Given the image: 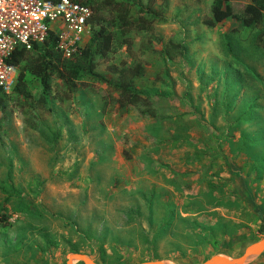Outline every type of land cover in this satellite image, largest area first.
I'll use <instances>...</instances> for the list:
<instances>
[{
	"label": "rangeland",
	"instance_id": "374dc122",
	"mask_svg": "<svg viewBox=\"0 0 264 264\" xmlns=\"http://www.w3.org/2000/svg\"><path fill=\"white\" fill-rule=\"evenodd\" d=\"M213 1L132 0L129 29L101 10L115 44L96 58L95 72L113 81L112 67L141 63L136 90L147 103L113 112L107 87L88 78L73 93L54 79L46 102L41 82L28 75L33 113L0 105V214L11 223L0 227V264H67L72 253L96 264L154 257L199 264L218 257L217 247L210 237L195 245L188 231L211 234L206 226L219 217L248 224L238 234L256 239L233 256L264 237L250 208L244 216L242 198L264 208V176L254 181L264 173V48L257 43L264 22L249 30L227 20L210 29L203 20ZM61 28L51 25L66 40ZM96 30L90 25L82 44L72 36L68 54L88 46ZM219 199L225 208L215 209ZM176 213L197 222L179 221L178 240L164 239L162 224Z\"/></svg>",
	"mask_w": 264,
	"mask_h": 264
},
{
	"label": "trees",
	"instance_id": "16d2710c",
	"mask_svg": "<svg viewBox=\"0 0 264 264\" xmlns=\"http://www.w3.org/2000/svg\"><path fill=\"white\" fill-rule=\"evenodd\" d=\"M73 2L89 7L92 10V16L89 19L91 27L98 26V30L94 32V36L90 44L84 48L77 49L73 54H67L60 46V36L53 30H48L47 36L42 43H32L29 47H19L15 49L7 59V64L16 70H19L17 83L12 92L7 94L3 88L0 87V105L7 100L11 102L16 108H19L22 113L31 114L34 111V99L27 89V76L31 75L37 78L43 87L42 99L48 101V96L52 90V82L54 79L63 81L68 89L73 93L80 87L86 86L87 80L105 85L108 89V96H104L106 107L112 109L113 112L124 110L130 106L140 103H147L142 94L136 90L138 78L143 75L144 66L141 63L130 67H112L111 70L116 76V79L109 81L105 77L96 74V58H106L113 51L115 44V32L109 27L108 20L101 14V10L109 9V13L114 15L113 21H118L120 28L129 29L134 22L130 16L131 7L134 5L132 0H72ZM142 13L155 18L156 12L152 10H142ZM227 20H237L241 22V26L245 29L258 28L264 22V0H251L250 3L236 2L232 3L229 0H214L211 6L210 16L203 20V25L214 29L220 23ZM140 21H145L141 19ZM146 29V28H144ZM260 47L264 48V34L262 33L257 40ZM182 53V48H179ZM88 78V79H87ZM87 79V80H86ZM113 95L117 96L115 104L118 108L111 106L109 98L112 100ZM112 96V97H111ZM113 102V100H112ZM109 103V104H108ZM259 169V168H258ZM264 173L254 179L259 182L263 179ZM247 181V180H246ZM213 197V193H209ZM248 195L242 196L246 198L244 208V216H250L249 210L252 211L259 221H262L259 227V233L264 235L263 214L264 208H258L252 205V202L247 200ZM222 197H224L222 195ZM237 200L236 202H238ZM232 202V203H236ZM240 202V201H239ZM221 200L219 199L215 209L221 208ZM250 203V204H249ZM225 208V207H222ZM248 208H250L248 210ZM174 209V208H173ZM167 213H170V208H166ZM248 216V217H249ZM218 225L222 224L220 229L227 234H217V225L206 226L211 234L207 233L197 235L196 230L188 231L190 238L199 244L201 237L208 238L213 247H217L214 256L225 255L233 256L237 253L240 247L247 242H254V237H247L238 234V230L245 228L248 224H237L233 221H227L224 218H217ZM179 221L197 222L192 218H183L179 213L164 220L162 224L163 235L166 239L170 238L172 241H177L180 235V229L177 227ZM249 223H255L257 220L250 217ZM11 226L9 218L5 213L0 214V227L9 228ZM178 235V236H176ZM212 257V256H211ZM208 257L206 260H209ZM152 260H162L160 257H154ZM145 262V261H144ZM142 263V262H141ZM180 264V263H177Z\"/></svg>",
	"mask_w": 264,
	"mask_h": 264
},
{
	"label": "built area",
	"instance_id": "2783aa9c",
	"mask_svg": "<svg viewBox=\"0 0 264 264\" xmlns=\"http://www.w3.org/2000/svg\"><path fill=\"white\" fill-rule=\"evenodd\" d=\"M92 10L72 0H0V87L7 93L16 84V72L7 64L8 57L19 47L42 43L52 24H59L67 39L60 36V46L66 42L82 44L89 31Z\"/></svg>",
	"mask_w": 264,
	"mask_h": 264
},
{
	"label": "water",
	"instance_id": "95a60500",
	"mask_svg": "<svg viewBox=\"0 0 264 264\" xmlns=\"http://www.w3.org/2000/svg\"><path fill=\"white\" fill-rule=\"evenodd\" d=\"M264 255V237L248 246L238 256H218L199 264H255ZM67 264H96L92 257L85 253H72ZM139 264H171L164 260L145 261Z\"/></svg>",
	"mask_w": 264,
	"mask_h": 264
}]
</instances>
